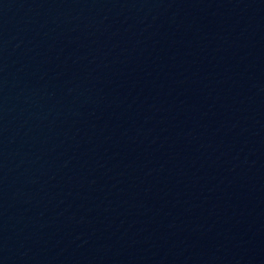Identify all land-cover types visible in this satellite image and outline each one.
<instances>
[{
	"label": "water",
	"instance_id": "1",
	"mask_svg": "<svg viewBox=\"0 0 264 264\" xmlns=\"http://www.w3.org/2000/svg\"><path fill=\"white\" fill-rule=\"evenodd\" d=\"M0 264H264V0H0Z\"/></svg>",
	"mask_w": 264,
	"mask_h": 264
}]
</instances>
